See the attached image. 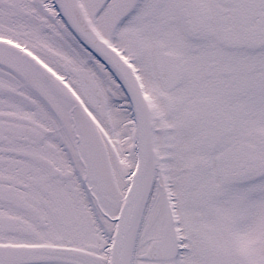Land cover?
Wrapping results in <instances>:
<instances>
[{
    "label": "snow or ice",
    "instance_id": "obj_1",
    "mask_svg": "<svg viewBox=\"0 0 264 264\" xmlns=\"http://www.w3.org/2000/svg\"><path fill=\"white\" fill-rule=\"evenodd\" d=\"M0 264H264V0H0Z\"/></svg>",
    "mask_w": 264,
    "mask_h": 264
}]
</instances>
